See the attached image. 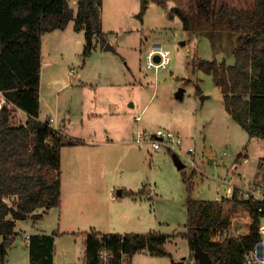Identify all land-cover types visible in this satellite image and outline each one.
<instances>
[{"label": "rangeland", "instance_id": "1", "mask_svg": "<svg viewBox=\"0 0 264 264\" xmlns=\"http://www.w3.org/2000/svg\"><path fill=\"white\" fill-rule=\"evenodd\" d=\"M143 3L146 9L140 17ZM253 3L254 0H103L101 17L107 44L102 47L98 43L87 58L83 56L85 32L74 29V20L64 32L59 29L47 35L46 49L52 48L53 52L46 57L47 65L42 74V91L46 99L43 117L49 113V107L56 105L63 113L71 111L72 120L67 119V124L64 120V123L58 122L54 114H49L46 119L53 117L55 125L62 123L64 128L66 125L68 136L98 141L96 144H102L100 141L106 138L114 139L113 136L119 141H131L133 145L118 143L113 145L115 150L114 147L109 150L108 169L116 183L114 194L118 196L120 184L149 194L134 204L127 198L114 201L108 192L105 193L102 197L104 217L88 218L87 224L82 223L80 234H62L58 230L55 264H76L84 259L83 235L84 231L90 230V225H97L102 232L123 231L129 229L126 221L132 219V213L141 218L136 232L155 230L173 234L184 231L189 196L183 180L184 171L188 176L194 174L192 197L206 200L229 198L224 179H231L233 187H246L262 178L264 171L260 160L264 156V139L250 138L226 110L223 94L212 75L197 65L199 58L217 59L218 62L225 58L229 64L234 63L231 51L235 46V35L219 30L213 35L215 39L208 32L195 35L183 29L178 15L170 16L171 9L176 6L190 9L213 5L218 8L228 4L250 8ZM70 4L77 8V0H70ZM154 43L163 44L171 52V61L166 68L147 67L145 54ZM107 46L112 50H106ZM56 76L61 80L58 85H53V89L51 79ZM69 79H73V83L83 81L84 85L55 90ZM180 87L185 89L182 99L176 95ZM136 116H140L139 123L134 122ZM21 118L16 110L13 122L18 124ZM139 127L147 131L165 127L178 132L186 148H195V165L185 163L182 171L166 148L153 150L150 144L134 143ZM76 150L79 149H65L63 154L65 158L71 157L68 153L71 151L72 156H85ZM238 156L243 157L236 170L233 165ZM245 157H248L247 162ZM119 158L122 162L117 165ZM223 204L226 206L227 202L223 201ZM248 215L244 208L233 213L241 233H247L250 228ZM57 223V215L51 213L39 220L35 228L29 218L21 220L17 239L24 246L29 232L43 228L51 233L59 228ZM166 250L174 258L192 253L183 236L168 241ZM167 259L140 252L133 256L132 264H163Z\"/></svg>", "mask_w": 264, "mask_h": 264}, {"label": "trees", "instance_id": "2", "mask_svg": "<svg viewBox=\"0 0 264 264\" xmlns=\"http://www.w3.org/2000/svg\"><path fill=\"white\" fill-rule=\"evenodd\" d=\"M102 5L103 0H77L75 9L70 0H0V89L14 104L11 108L0 107V264L6 263L18 235L17 220L36 221L43 212L61 204L62 150L81 143L56 130L49 119H39L43 36L57 29L65 30L74 20V29L85 32L83 56L89 57L98 43L102 47L107 44L102 28ZM145 9L143 3L140 17ZM175 14L186 32L195 35L208 32L212 39L218 30L235 35L231 51L234 63L229 64L225 58L220 62L199 58L197 65L212 75L223 94L226 110L250 138L264 139V0H254L250 8L228 4L218 8L176 6L170 16ZM18 108L28 114L26 122H13ZM193 175L183 172L189 194L187 230L177 235L188 240L191 255H194L193 236L197 234L213 264H244L246 252L260 237V202L243 198L238 187L234 188L232 197L221 201L194 198ZM122 193L136 196L145 192ZM223 201L227 202L226 206ZM238 208H244L252 216L249 232L214 241L215 232L230 229ZM39 209L43 212L38 213ZM58 233L55 230L29 235L30 264L55 263ZM170 236L155 230L146 233L90 230L85 233V259L98 264L100 238L107 240L117 256L122 249L132 254L146 249L152 255H170L165 248Z\"/></svg>", "mask_w": 264, "mask_h": 264}, {"label": "crops", "instance_id": "3", "mask_svg": "<svg viewBox=\"0 0 264 264\" xmlns=\"http://www.w3.org/2000/svg\"><path fill=\"white\" fill-rule=\"evenodd\" d=\"M68 27V26H67ZM59 30V29H57ZM66 30V29H65ZM65 30H62V32H64ZM55 32V31H54ZM53 33V32H48L43 36V44H42V70H41V86H40V115H39V119L40 120H45L48 116H50L51 114H54L58 117V122H63V120L67 121H71L72 117L69 116L72 114L71 111L68 112V114L61 112V110H59V108H57V106L53 105L51 107H49V113L47 114L46 117H43V102L45 99V95L42 91V74L44 71V67L46 64V57H49L52 52L53 49L51 48V50L46 49V44H45V40L47 38V35ZM65 34L62 35V39L64 38ZM151 47V46H150ZM149 47V48H150ZM148 48V49H149ZM106 50H111V49H106ZM147 52V51H146ZM74 79V78H73ZM73 79H69L66 84H64L62 87L56 88L55 90H60V88H63L64 86L69 87V85H76V84H80V85H84V83L82 82H76L73 83ZM61 78L57 77L54 79H51V85L52 88L54 89V84L55 86L58 85L60 83ZM79 99L76 100V102ZM75 102V103H76ZM48 104V103H46ZM79 110V109H78ZM18 113L19 115L22 117V121L21 122H26V120L28 119V114L21 110L18 109ZM81 116L83 115L82 111L80 110ZM50 114V115H49ZM69 116V118H68ZM64 123V122H63ZM67 124V123H66ZM67 126L65 125V132H66ZM70 136V135H69ZM72 137V136H70ZM73 138V137H72ZM114 139H103L100 142L102 144H96V142L98 141H87V140H83L80 138H76L78 140H81L82 144H78V145H70V146H65L63 147L64 150H62V197H61V204L59 206H55L52 207L50 209H48L46 212H43V209H39L37 212L38 213H42V217L36 221L32 220L31 218H29V220L33 221V227L35 228V226L37 225V222L39 220H41L46 214H50L57 215V220H58V229L59 231H61V233H70V234H80L81 232V228H82V223H86V220L88 218H91V216H100V217H104L105 214V210L102 207V197L105 196V193L108 192V194H110L111 199L117 202H121L122 199L127 198L130 199L134 204L138 202V199H142L145 196H148L149 194H147L146 192L144 194H140V195H122L123 191H127V192H139L140 190H135L131 187H127L123 184L118 185V196L114 194V191L116 189V183H114L113 178H112V174L110 173L109 169H108V165L110 160V153L109 150H111V147H114V150L116 149L115 144L118 143H127V141H119L118 137L113 136ZM128 143L131 144V141H128ZM127 143V144H128ZM129 144V145H130ZM96 145H102V146H96ZM133 145V144H131ZM78 147V148H76ZM65 149H79L76 151H80L82 152L85 156H72V151L68 152L71 154V157H67L65 158L64 154L65 153ZM64 151V152H63ZM173 155V153H172ZM69 156V155H68ZM241 157L243 156H238L236 159V162L239 163V165L241 164ZM122 162L121 158L117 159L116 164L119 165V163ZM239 168V167H238ZM237 168V169H238ZM236 169V170H237ZM223 183L225 186H227V193L226 196L230 197L232 191L234 190L235 187H245V186H232L233 182L231 181V179L223 180ZM252 184V183H251ZM121 186V187H120ZM149 198V197H148ZM202 200H206V199H202ZM134 214V215H133ZM136 213H132L131 217L132 219H130L127 222V226H129V229H124L123 231H119L117 233H129L130 232H136L139 231L137 228L138 223L141 221V218L139 217H135ZM21 220H17L16 221V230H18V224L20 223ZM94 222V221H93ZM95 223V222H94ZM87 224V223H86ZM96 224V223H95ZM88 226V225H86ZM97 225H90V230H95L97 232H102L100 230L97 229ZM111 227V226H110ZM33 228V229H34ZM35 231H31L29 232V234L26 235L25 240H26V245L22 244L21 240H18L17 237L13 243V245L11 246V248L9 249V254L7 257V261L5 264H30V257H29V242L30 240H28V235H32L35 233H48L46 230H44L43 228H38V229H34ZM89 229L87 231H90ZM187 229H185L184 231H186ZM87 231H84V241H85V233ZM153 231V230H150ZM182 231V232H184ZM18 232V231H17ZM112 231H108V232H102V233H110ZM141 232V231H140ZM140 232H136V233H140ZM149 232V231H148ZM180 233V232H179ZM178 233H173L171 234V236L169 237V239L166 241L165 243V248H166V244L168 241H170L173 237H177L180 235H177ZM18 236V235H17ZM182 237V236H181ZM57 238V237H56ZM1 241V240H0ZM56 243V241H55ZM149 253V252H146ZM169 256H163V257H167L169 259L165 260V262L163 264H172L174 261L179 260L180 258H174L173 255L171 253H169ZM153 257H158V255H152ZM184 257V256H182ZM181 257V258H182ZM56 261V258H55ZM55 264V263H54Z\"/></svg>", "mask_w": 264, "mask_h": 264}, {"label": "built area", "instance_id": "4", "mask_svg": "<svg viewBox=\"0 0 264 264\" xmlns=\"http://www.w3.org/2000/svg\"><path fill=\"white\" fill-rule=\"evenodd\" d=\"M156 55L160 56L159 61L155 60ZM170 55V50L166 48L163 44H152V46L147 50L145 54L147 67L154 68L155 70H159L160 68H166L171 61ZM4 106L11 108L14 106V104L6 97L4 91L0 89V107ZM48 119L52 127H54L59 132L65 133V128L62 123L55 125V119L53 117H49ZM140 120V116H136L134 122L139 123ZM133 142L141 146L145 144H150L153 150L166 148L169 152L176 153L184 163L189 165H195V148L193 146H189L188 148H186L183 137L178 132H175L171 129L165 127H158L155 131H147L139 127L137 129L136 137L134 138ZM244 160L247 162L248 157H245ZM260 166L264 171V156L260 160ZM238 167L239 163L235 161L233 169H237ZM240 192L243 198H251L260 202L258 208L260 219L258 233L260 237L257 243L246 252L244 256V264H264V175L257 183H252L246 187H240ZM232 195L233 191L230 197H232ZM248 218L251 219L248 220L251 223L252 216L250 215V213L248 215ZM249 230L250 228L248 229V232ZM241 234L244 233H241V231L237 229V222L235 219L232 218L230 229L224 230L223 232H215L212 238L214 241H219L227 236H236ZM27 238L28 240H30L29 235ZM106 241L107 240H105L104 238H100V247L97 252L98 264H132V258L135 254L140 252H149L146 249H141L138 250L135 254H132L122 249L118 252L119 255L117 256L114 249L108 246ZM76 264L90 263L86 261L84 257V259L77 261ZM172 264H199V261L195 257V255L189 254V256H184L179 260L174 261Z\"/></svg>", "mask_w": 264, "mask_h": 264}, {"label": "water", "instance_id": "5", "mask_svg": "<svg viewBox=\"0 0 264 264\" xmlns=\"http://www.w3.org/2000/svg\"><path fill=\"white\" fill-rule=\"evenodd\" d=\"M108 48L106 49H111V47L107 46ZM155 60L159 61L160 56L156 55ZM184 91L185 89L183 87H180L179 90L177 91L176 95L179 99H182L184 96ZM205 96H202L204 98ZM173 159L176 164V166L181 169L185 167V163L181 160V158L176 154L173 153ZM193 245H194V255L198 259L199 264H213V260L211 259L209 253L202 247L200 244L199 238L197 234H194L193 236Z\"/></svg>", "mask_w": 264, "mask_h": 264}]
</instances>
